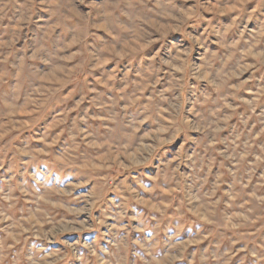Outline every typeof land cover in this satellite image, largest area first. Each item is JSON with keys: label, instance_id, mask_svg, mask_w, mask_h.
<instances>
[{"label": "rangeland", "instance_id": "obj_1", "mask_svg": "<svg viewBox=\"0 0 264 264\" xmlns=\"http://www.w3.org/2000/svg\"><path fill=\"white\" fill-rule=\"evenodd\" d=\"M96 2L0 0V257L264 264V0H177L181 16L146 21L161 39L125 34L102 54L91 34L114 37L93 23ZM165 40L181 46L155 74ZM193 93L210 119L192 114ZM157 103L174 136L143 117Z\"/></svg>", "mask_w": 264, "mask_h": 264}, {"label": "clouds", "instance_id": "obj_2", "mask_svg": "<svg viewBox=\"0 0 264 264\" xmlns=\"http://www.w3.org/2000/svg\"><path fill=\"white\" fill-rule=\"evenodd\" d=\"M59 7L67 9L69 6L77 7V0H58ZM177 0H97V2L93 5V11L91 13L93 23L98 21H103L106 29L111 34L112 39L108 37L98 38L94 34L92 41V51L95 54H102L104 47H114L121 49V42L126 39V35H135L143 45L146 47L150 44L153 38L161 39L156 36V33L152 31L151 28L146 26V21L152 17H159L161 14L175 13L177 16H181V13L176 8ZM115 5V6H114ZM6 7V5H5ZM198 7V6H197ZM193 15H198L197 10H193ZM91 28V25H89ZM83 38V34H82ZM206 39V37H201V41ZM196 43V41H194ZM180 44H173L170 40L163 41L161 45L160 55L154 57L152 63L149 64V67L154 69L155 74H159L160 67L162 66L161 57H171L174 56L175 49L180 47ZM85 54L87 55V48H85ZM200 53L198 52L196 56L193 57L192 60V68H195L197 63V58ZM92 59H95V56H92ZM187 57H185V60ZM144 63V58L140 57L137 60L136 64L125 65V67L130 68V71L134 74L136 71H142ZM172 63H177V60L173 59ZM181 67H185V65H181ZM115 76V72L113 73ZM184 77H181V81H183ZM178 88V84L175 80L172 81V84L169 88V101L168 107L169 114H173V109L171 106L179 107L183 100L181 96L174 90ZM195 94L188 98V103L192 105L193 111L192 114L195 115L197 111L201 113V119L211 117L207 113V110L204 108H198L197 105L201 103L199 99H194ZM153 100H157L155 94L153 95ZM111 111V110H110ZM159 113V104L152 106L151 108H147L143 112V117L147 120L152 121L153 123L158 125L157 132L160 134L167 133L169 136H174V129L177 127L176 124H164L159 121L156 117ZM126 123V122H124ZM195 123V121H193ZM211 126V125H209ZM122 130H127L123 129ZM95 132L96 130L93 129ZM145 176L148 179H145ZM167 179L164 172L162 171L160 175L153 176L150 172H145L143 174H137V181L139 182V187L143 188L145 191L152 190L154 191L158 184L157 181L163 183L164 180ZM151 181V183H150ZM131 183V181H130ZM122 192H130L131 194L127 196V200L131 201L137 198L138 195H142L143 193H137L135 190L129 189L127 186L122 187ZM122 210H126V204L121 202ZM158 227V226H157ZM0 260L8 261V264H42L45 260L44 256H39L36 253H32L29 256H21L19 253H13L11 259L9 260L7 255L0 257Z\"/></svg>", "mask_w": 264, "mask_h": 264}]
</instances>
